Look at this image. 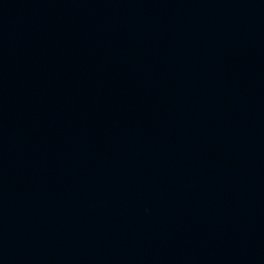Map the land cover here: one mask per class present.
<instances>
[{
	"label": "water",
	"instance_id": "water-1",
	"mask_svg": "<svg viewBox=\"0 0 264 264\" xmlns=\"http://www.w3.org/2000/svg\"><path fill=\"white\" fill-rule=\"evenodd\" d=\"M0 264H264V0H0Z\"/></svg>",
	"mask_w": 264,
	"mask_h": 264
}]
</instances>
